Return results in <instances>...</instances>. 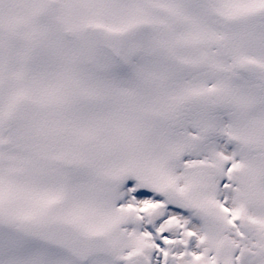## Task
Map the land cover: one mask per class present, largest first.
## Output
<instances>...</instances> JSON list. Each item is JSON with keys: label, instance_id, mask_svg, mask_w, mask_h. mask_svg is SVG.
<instances>
[{"label": "snow or ice", "instance_id": "snow-or-ice-1", "mask_svg": "<svg viewBox=\"0 0 264 264\" xmlns=\"http://www.w3.org/2000/svg\"><path fill=\"white\" fill-rule=\"evenodd\" d=\"M0 264H264V0H0Z\"/></svg>", "mask_w": 264, "mask_h": 264}]
</instances>
